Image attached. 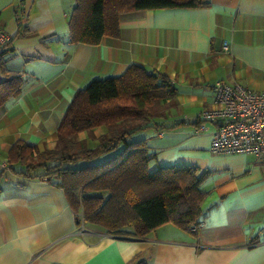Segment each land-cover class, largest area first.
I'll return each mask as SVG.
<instances>
[{"label":"crops","instance_id":"crops-1","mask_svg":"<svg viewBox=\"0 0 264 264\" xmlns=\"http://www.w3.org/2000/svg\"><path fill=\"white\" fill-rule=\"evenodd\" d=\"M73 4L0 0V25L9 37L0 45V81L22 78L20 92L0 105V264H128L134 257L148 264H264V163L249 153L214 154V126L196 131L201 110L213 106L216 80L264 89V0L125 12L118 36L97 44L69 42ZM131 64L166 75L175 89L149 121L159 126L133 134L154 153L150 168L184 164L208 172L194 232L168 222L137 237L85 223L81 235L61 187L5 168L17 139L39 149L54 145L77 89ZM105 130L82 131L77 139L94 147Z\"/></svg>","mask_w":264,"mask_h":264},{"label":"trees","instance_id":"trees-1","mask_svg":"<svg viewBox=\"0 0 264 264\" xmlns=\"http://www.w3.org/2000/svg\"><path fill=\"white\" fill-rule=\"evenodd\" d=\"M210 0H74L68 15L71 43H99L118 36L122 13L153 8L208 6ZM22 78L12 75L0 81V105L21 90ZM175 89L166 75L129 65L114 76L92 79L75 91L60 119L52 147L39 149L17 139L7 149L5 168L26 178H47L61 187L76 223L79 211L84 223L107 233L127 232L137 237L173 223L192 232L190 224L201 214L205 192L200 188L208 172L184 164L150 168L154 153L145 139L133 134L147 127L160 102ZM104 126L94 147L77 139L82 131ZM113 151L112 155L95 161ZM4 168L0 169V182ZM128 229V230H127ZM128 264H148L134 257Z\"/></svg>","mask_w":264,"mask_h":264},{"label":"built area","instance_id":"built-area-1","mask_svg":"<svg viewBox=\"0 0 264 264\" xmlns=\"http://www.w3.org/2000/svg\"><path fill=\"white\" fill-rule=\"evenodd\" d=\"M9 37L0 25V45ZM224 49H227L224 43ZM213 106L201 110L198 115L197 132L214 127L210 131L209 150L214 154H253L264 163V89H250L238 82L216 80L212 86ZM163 134L162 131L159 132ZM77 223V233H87L82 214ZM200 222L190 224L196 230Z\"/></svg>","mask_w":264,"mask_h":264},{"label":"rangeland","instance_id":"rangeland-1","mask_svg":"<svg viewBox=\"0 0 264 264\" xmlns=\"http://www.w3.org/2000/svg\"><path fill=\"white\" fill-rule=\"evenodd\" d=\"M77 138H78V137H77ZM112 153H113V151L108 152V153H106V154H103V155L99 156L97 159H95V161H101L103 158L112 155Z\"/></svg>","mask_w":264,"mask_h":264}]
</instances>
